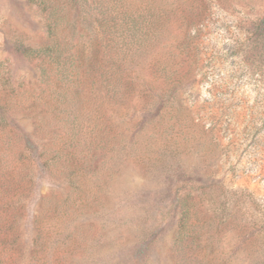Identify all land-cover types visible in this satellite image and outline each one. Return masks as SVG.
Returning a JSON list of instances; mask_svg holds the SVG:
<instances>
[{
	"label": "rangeland",
	"instance_id": "rangeland-1",
	"mask_svg": "<svg viewBox=\"0 0 264 264\" xmlns=\"http://www.w3.org/2000/svg\"><path fill=\"white\" fill-rule=\"evenodd\" d=\"M114 4L168 11L174 27L153 49L124 60L114 54V70L128 75L134 87L117 113L107 116L109 142L102 147L97 143L83 155L87 167L81 168L79 180L87 209L70 212L66 227L68 217L57 221L69 236L66 246L74 250L69 261L264 264V62L260 44L247 35L250 23L264 14V0ZM180 21L183 27L201 25L194 60L183 46L188 30L178 27ZM78 28L83 31L82 25ZM9 40L30 48L48 41L43 17L28 0H0L2 101L8 86L22 90L38 85L35 64L14 54ZM85 40L76 37L74 43L80 46ZM105 53L98 59L105 60ZM193 61L190 79L157 114L160 101L153 104L148 88L161 86L153 82V74L185 72ZM14 119L34 136L30 115L19 113ZM14 161V151L1 147L4 223L13 213L3 205L8 197L4 191L15 199L24 183ZM41 180V196L65 192V186L50 189L48 180ZM18 230L23 248L32 232L27 221Z\"/></svg>",
	"mask_w": 264,
	"mask_h": 264
},
{
	"label": "trees",
	"instance_id": "trees-1",
	"mask_svg": "<svg viewBox=\"0 0 264 264\" xmlns=\"http://www.w3.org/2000/svg\"><path fill=\"white\" fill-rule=\"evenodd\" d=\"M114 1L28 0L43 17L48 41L38 48L8 41L14 54L35 64L38 85L22 90L8 86L0 100V148L14 151L24 181L15 199L4 191L8 197L3 205L13 213L5 223L0 221V264H76L69 261L74 250L66 246L69 236H64L62 222L59 225L57 221L70 212L80 214L87 209L79 180L81 168L87 167L83 155L97 143L102 147L109 142L105 138L107 116L117 113V106L134 87L128 75L114 70L118 60L114 54L124 60L135 52L153 49L174 27L168 11L115 6ZM178 27L188 30L183 46L188 59L194 60L201 25L183 27L181 22ZM247 35L260 44L264 62V14L250 23ZM76 37L86 40L77 46ZM101 51L106 52L107 61L98 59ZM193 65L194 61L185 72L153 74V82L161 86L148 88L153 104L160 101L157 114L190 79ZM19 113L34 120V136L14 122ZM43 178L51 184L50 189L65 186V192L41 196L38 189ZM68 220L72 219L68 217L63 227ZM26 221L33 235L22 248L18 226Z\"/></svg>",
	"mask_w": 264,
	"mask_h": 264
}]
</instances>
